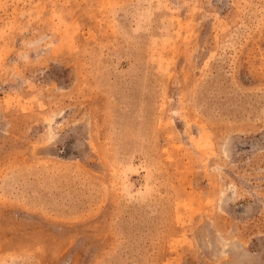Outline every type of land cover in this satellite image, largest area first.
<instances>
[{"label":"rangeland","instance_id":"374dc122","mask_svg":"<svg viewBox=\"0 0 264 264\" xmlns=\"http://www.w3.org/2000/svg\"><path fill=\"white\" fill-rule=\"evenodd\" d=\"M0 264H264V0H0Z\"/></svg>","mask_w":264,"mask_h":264}]
</instances>
